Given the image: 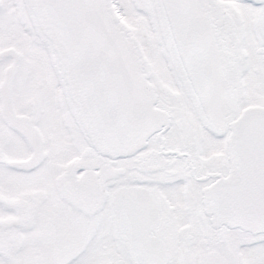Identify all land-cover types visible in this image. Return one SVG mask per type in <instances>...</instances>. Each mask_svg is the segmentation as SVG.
Instances as JSON below:
<instances>
[{
  "label": "snow or ice",
  "instance_id": "snow-or-ice-1",
  "mask_svg": "<svg viewBox=\"0 0 264 264\" xmlns=\"http://www.w3.org/2000/svg\"><path fill=\"white\" fill-rule=\"evenodd\" d=\"M0 264H264V0H0Z\"/></svg>",
  "mask_w": 264,
  "mask_h": 264
}]
</instances>
